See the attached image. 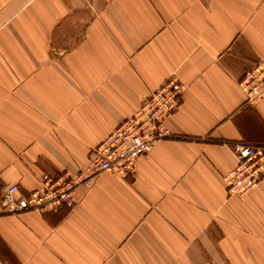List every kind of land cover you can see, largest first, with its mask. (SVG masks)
<instances>
[{
    "label": "crops",
    "instance_id": "1",
    "mask_svg": "<svg viewBox=\"0 0 264 264\" xmlns=\"http://www.w3.org/2000/svg\"><path fill=\"white\" fill-rule=\"evenodd\" d=\"M264 61V0H0V201L92 151L169 80V139L127 178L103 173L73 208L8 215L0 264H264V182L228 195L226 143L264 146V99L239 84Z\"/></svg>",
    "mask_w": 264,
    "mask_h": 264
},
{
    "label": "built area",
    "instance_id": "2",
    "mask_svg": "<svg viewBox=\"0 0 264 264\" xmlns=\"http://www.w3.org/2000/svg\"><path fill=\"white\" fill-rule=\"evenodd\" d=\"M247 103L264 99V61L247 71L239 84ZM186 85L176 79L150 94L131 118L95 148L86 167L78 175H43L37 191L21 195L17 185L9 186L0 201V208L8 215L27 212L56 213L73 208L76 190L90 185L103 173L122 177L132 176L137 160L147 155L160 141L171 138L166 122L180 108ZM236 160L235 168L223 177L229 196L243 199L264 182V146L226 143Z\"/></svg>",
    "mask_w": 264,
    "mask_h": 264
},
{
    "label": "rangeland",
    "instance_id": "3",
    "mask_svg": "<svg viewBox=\"0 0 264 264\" xmlns=\"http://www.w3.org/2000/svg\"><path fill=\"white\" fill-rule=\"evenodd\" d=\"M187 87V86H186ZM157 90V89H156ZM154 92V91H153Z\"/></svg>",
    "mask_w": 264,
    "mask_h": 264
}]
</instances>
